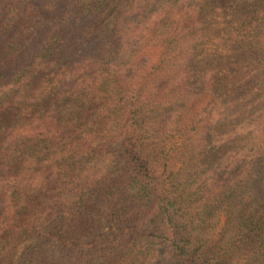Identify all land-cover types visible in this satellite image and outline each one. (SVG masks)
<instances>
[{
  "label": "trees",
  "instance_id": "obj_1",
  "mask_svg": "<svg viewBox=\"0 0 264 264\" xmlns=\"http://www.w3.org/2000/svg\"><path fill=\"white\" fill-rule=\"evenodd\" d=\"M0 264H264V0H0Z\"/></svg>",
  "mask_w": 264,
  "mask_h": 264
},
{
  "label": "rangeland",
  "instance_id": "obj_2",
  "mask_svg": "<svg viewBox=\"0 0 264 264\" xmlns=\"http://www.w3.org/2000/svg\"><path fill=\"white\" fill-rule=\"evenodd\" d=\"M178 143H179V140L176 139V140L173 142V144H172L171 146L178 145ZM224 221H225V219H224V218H221V220H220V224H219V226L216 228V233H218V231L220 230V227L223 225Z\"/></svg>",
  "mask_w": 264,
  "mask_h": 264
}]
</instances>
